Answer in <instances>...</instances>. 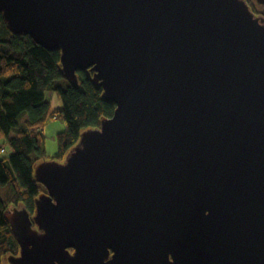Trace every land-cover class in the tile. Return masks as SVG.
Returning a JSON list of instances; mask_svg holds the SVG:
<instances>
[{
	"label": "water",
	"instance_id": "1",
	"mask_svg": "<svg viewBox=\"0 0 264 264\" xmlns=\"http://www.w3.org/2000/svg\"><path fill=\"white\" fill-rule=\"evenodd\" d=\"M0 0L116 104L31 215L6 264H264V0ZM22 217L27 233L13 223Z\"/></svg>",
	"mask_w": 264,
	"mask_h": 264
},
{
	"label": "trees",
	"instance_id": "2",
	"mask_svg": "<svg viewBox=\"0 0 264 264\" xmlns=\"http://www.w3.org/2000/svg\"><path fill=\"white\" fill-rule=\"evenodd\" d=\"M92 75L78 71L79 85L73 86L62 76L61 51L14 33L0 12V140L11 150L0 157V264L20 252L9 212L23 206L34 215L36 198L47 191L35 178L37 164L64 161L84 130L100 126L103 117L115 112L116 104L103 99L104 89L93 83ZM50 92L62 99L60 110L53 109ZM57 117L65 129L57 134V153L51 155L45 128Z\"/></svg>",
	"mask_w": 264,
	"mask_h": 264
},
{
	"label": "rangeland",
	"instance_id": "3",
	"mask_svg": "<svg viewBox=\"0 0 264 264\" xmlns=\"http://www.w3.org/2000/svg\"><path fill=\"white\" fill-rule=\"evenodd\" d=\"M51 94H48L49 99L52 101V107L54 110H60L63 107V101L62 99L56 94H53V97L50 96ZM54 120V119H53ZM52 121V120H51ZM50 121V122H51ZM55 121H57L55 119ZM60 123H64L62 119L58 120ZM65 125V123H64ZM53 133L51 131H48V153L50 154V152H54V150L56 151L58 148V144H57V135H52ZM2 148H4L5 150L2 151ZM50 151V152H49ZM11 154V150L8 146H4L2 144V141L0 140V157H6L8 155ZM13 227L15 229L16 232L25 234L27 233V231L29 230V225L24 221V219L22 217L19 218V220L16 223H13Z\"/></svg>",
	"mask_w": 264,
	"mask_h": 264
},
{
	"label": "crops",
	"instance_id": "4",
	"mask_svg": "<svg viewBox=\"0 0 264 264\" xmlns=\"http://www.w3.org/2000/svg\"><path fill=\"white\" fill-rule=\"evenodd\" d=\"M49 94H51L50 96L53 97V92H50ZM62 119L61 117H58L56 118L57 121L52 120L51 122H49L45 128V133L47 135V138H48V131H51L54 135H57L59 132L63 131L65 129V125L64 123H60L58 120ZM46 146H47V150H48V140L46 142ZM58 149V148H57ZM50 152V151H49ZM57 153V150L52 153L50 152L51 155H55Z\"/></svg>",
	"mask_w": 264,
	"mask_h": 264
},
{
	"label": "built area",
	"instance_id": "5",
	"mask_svg": "<svg viewBox=\"0 0 264 264\" xmlns=\"http://www.w3.org/2000/svg\"><path fill=\"white\" fill-rule=\"evenodd\" d=\"M58 118V117H57Z\"/></svg>",
	"mask_w": 264,
	"mask_h": 264
}]
</instances>
